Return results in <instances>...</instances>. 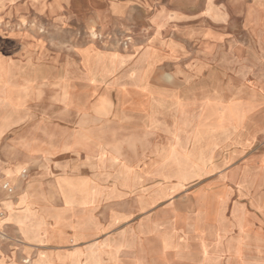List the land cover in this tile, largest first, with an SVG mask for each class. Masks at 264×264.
Here are the masks:
<instances>
[{
	"label": "crops",
	"instance_id": "0c3cea01",
	"mask_svg": "<svg viewBox=\"0 0 264 264\" xmlns=\"http://www.w3.org/2000/svg\"><path fill=\"white\" fill-rule=\"evenodd\" d=\"M57 2L0 0V67L26 57L37 62L42 45L33 20L54 16L55 9L63 13ZM195 3L177 2L172 13L224 27L233 17L243 19L257 44V60L214 59L200 76L183 74L180 64L170 74H153L166 61L165 49L176 53L182 46L153 37L142 50L149 46L157 57L149 73L130 76L125 96L118 91L113 100L101 98L109 104L106 117L95 104L94 116L109 123H54L47 112L45 137L39 135L43 128L32 117L37 115L33 108L25 113L32 118L7 124L8 112L0 103V148H15L10 162L0 150L1 180L5 170L13 171L18 189L13 203L25 211V232L9 222L26 244L22 256L29 264H199L198 232L190 229L198 216L220 231L209 235L210 243L220 242L223 249L216 253L210 247L212 263L264 264V44L258 36L264 0ZM168 11L157 7L154 22ZM203 33L204 42L215 46L228 31ZM189 35L194 38L193 31ZM138 103L155 108L153 122L148 109L135 107ZM9 130L14 135L6 139ZM29 162L35 169L24 182L16 168ZM182 162L188 163L184 174L177 171ZM200 180L205 181L198 185ZM165 202L173 212L168 229L161 216ZM5 207L2 202L0 209ZM235 243L242 244L240 256L226 250Z\"/></svg>",
	"mask_w": 264,
	"mask_h": 264
},
{
	"label": "rangeland",
	"instance_id": "374dc122",
	"mask_svg": "<svg viewBox=\"0 0 264 264\" xmlns=\"http://www.w3.org/2000/svg\"><path fill=\"white\" fill-rule=\"evenodd\" d=\"M197 1L200 0H177L178 3L194 6ZM175 2L176 0H66V4H62V0H58L57 5L63 13H57L55 9L54 16L33 20L34 26L40 32L35 37L42 45L37 62L26 57L17 60L15 66L4 64L0 67V74L4 76V82H0V103L8 112L5 116L7 124L19 123L33 117L43 128L39 135L45 137L44 117L47 112L52 114L48 121L54 123H109V118L99 119L94 116L95 104L97 113L106 117L110 112L109 104L106 99L101 98L108 97L113 100L118 91L125 96L131 91L126 84L130 76L149 73V64L157 61V57L149 46L143 52L142 50L156 36L160 37L163 44L176 40L182 46L176 53L165 49L163 53L166 61L153 74H170L176 64H180L183 74L200 76L206 74L207 67L214 59L257 60V44H252L243 19L233 17L226 23L225 28L221 22H212L207 18L179 17L172 13L177 4ZM148 3L152 7H148ZM159 6L167 8L171 13L156 24L154 11ZM193 10L198 11L199 8L193 7ZM22 22L29 24L30 21L23 18ZM208 29L218 32L225 29L228 31L226 40L220 45L208 46L203 40L204 37L202 38L203 32ZM190 31H193L194 38H189ZM258 36L264 44L262 26L258 30ZM2 95L4 98H1ZM121 101L124 105V99ZM140 105L148 109L147 104L141 103L135 107L140 108ZM30 108L37 115L31 117L25 114ZM150 109L147 119L153 122L156 111L155 108ZM13 135L14 130L7 131L6 139ZM0 150L5 154L6 162L14 158V147L5 146ZM34 163L29 162L16 168V174L21 181L27 182L31 171L35 169ZM11 165L12 163L6 164L7 167ZM187 165V162H182L177 171L184 174ZM24 170L27 171L23 174ZM12 173V170H5L4 180H1L0 174V204L3 202L6 206L5 211L0 209V264H29L28 258L22 256L26 244L9 222H17L25 232L22 216L25 211L14 208L13 199L18 189ZM204 181H198V185ZM5 183L14 187L13 193L4 189ZM30 186H27L20 198L22 203L29 196ZM161 206L166 208L161 216L166 223L164 229H168L173 212L167 209L168 202ZM203 219V216L192 219L190 228L198 232V249L203 254L199 264H218L211 262L210 247L213 245L216 253L223 249L220 242L211 244L209 235L220 231L206 227ZM139 220L140 217L132 222L137 223ZM125 226L123 224L119 230ZM172 237L170 235V239ZM168 246L166 244L167 252ZM226 250L231 255L240 256L242 244H229ZM240 261L230 259L228 264H240Z\"/></svg>",
	"mask_w": 264,
	"mask_h": 264
},
{
	"label": "built area",
	"instance_id": "2783aa9c",
	"mask_svg": "<svg viewBox=\"0 0 264 264\" xmlns=\"http://www.w3.org/2000/svg\"><path fill=\"white\" fill-rule=\"evenodd\" d=\"M27 170L23 171V174L26 173ZM4 189L8 192V193H13L14 192V187L10 184V183H5L4 184Z\"/></svg>",
	"mask_w": 264,
	"mask_h": 264
}]
</instances>
